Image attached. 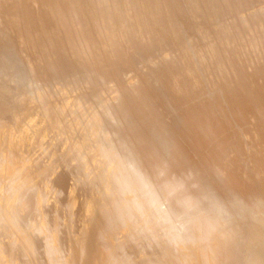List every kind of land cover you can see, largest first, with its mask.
<instances>
[{"label":"bare ground","instance_id":"bare-ground-1","mask_svg":"<svg viewBox=\"0 0 264 264\" xmlns=\"http://www.w3.org/2000/svg\"><path fill=\"white\" fill-rule=\"evenodd\" d=\"M209 34L216 43L203 44ZM0 79L18 91L13 107L0 103L9 114L0 115V187L30 186L0 214L14 236L45 243L47 264H124L118 241L140 199L169 240L160 264H264V0H0ZM32 104L46 124L33 145L55 128L71 139L64 162H78L74 180L103 166L102 189L88 181L64 217L44 207L52 182L21 169L27 123L39 117L25 110ZM186 185L215 202L186 217L200 204L176 197Z\"/></svg>","mask_w":264,"mask_h":264},{"label":"rangeland","instance_id":"rangeland-1","mask_svg":"<svg viewBox=\"0 0 264 264\" xmlns=\"http://www.w3.org/2000/svg\"><path fill=\"white\" fill-rule=\"evenodd\" d=\"M209 35L211 36V38L208 35H206V37H203V38L201 37L203 44H205L206 41H207L206 45H209L208 43L210 44L216 43V41L212 37L213 35L212 34H209ZM194 37L197 38V36H194ZM196 38L194 40H196ZM157 62L159 63L160 61L157 60ZM184 65L185 64L183 62L182 70L184 72L189 73L192 71V68L190 69L191 66H189L188 63H186L187 65V66L185 65L186 67ZM128 76L129 77L131 76V78L133 77V75L129 73H128ZM5 82L7 81H4V80L2 81L0 79V103L4 104L7 107H13L16 102L15 98H17L18 96L16 84L14 85V83L12 82L10 83L9 82L5 83ZM37 86L35 84L29 85L27 87L28 89L26 88L25 93L27 94L36 93L38 91ZM9 87L12 89H9ZM5 91H7V93L9 91L8 93L9 95L11 94V92L12 94L9 96L7 93H5ZM214 92H215L214 89L207 90L206 91L207 94L203 93V96L206 95L204 96V98H206L207 96L208 98H210L214 94ZM30 106L32 107V109L31 107L30 108L28 107V109L25 108V110H29L32 112V114L37 115L39 117L37 118V120H31L27 123L31 128H33V131L28 130V133L26 135L27 143H25L22 146L21 151H22L23 156L27 158L28 162L25 164L26 166L24 165L22 168H21V165H18V164H16L15 167L17 170L22 169L24 173L30 174L31 177L33 176L37 184H39L40 186H43L47 181L52 182L54 187L51 189V191L48 190L49 197L44 207L46 210L49 211L54 206H56L57 211L60 214V216L64 217L69 212L70 208L66 207V205L69 202L73 201V199L75 198L80 199L82 201L89 194L88 185H87L88 181L95 188L99 190L102 189L103 187L102 185L104 184L105 178L102 175H100L99 172L103 170V166L102 164L97 162L95 166L87 169L89 173V175L86 177L87 180L85 179L78 180V181L74 180L76 178L75 171L79 169L78 162L74 160L75 158L73 154H70L69 156L66 157L67 158L66 164L64 162L65 153L67 152L68 145L71 143L70 142L71 139L67 137L68 136L67 134L58 135L57 129L50 128V129H47L46 136L44 140L42 141V143L39 145H33L32 143L33 133L40 131V130H45L46 124L42 121L41 109L35 106V104H32ZM0 115L3 119H5L8 117L9 114L5 111H2ZM9 127L10 126H8V130L11 131L12 129ZM57 136L58 137L60 136L61 138L60 137L58 138ZM84 137H85L84 134H78L77 136H74L73 138L76 140V141L74 140L75 142L79 143L81 140H83ZM8 148H9V144L8 142H5L2 145L3 151L7 152ZM3 162H5L4 159H1L0 161V181L1 182L5 178V175H4L5 174V168H4L5 163ZM97 169H99L100 171L98 172ZM27 170L29 171L27 172ZM262 178L263 176L261 177V179ZM29 189H30V186H25V187L19 186L15 191H7V190L4 191L0 187V209L2 207H11L10 211L13 213L14 208L12 207H15V204H14L15 201L23 200L26 194L30 192ZM72 190L75 192L74 194L71 193ZM176 197L194 198L200 202L197 208L187 210L186 215H185L186 217H187V214H188V217H194L201 208L208 207L213 202H215L214 201L215 199L211 196L210 193H207L203 190H200L194 186H189V185L182 186L180 191L176 193ZM257 198L263 199L264 194H261V193L258 194ZM218 199H219V202L226 200L222 192H220V196ZM236 202L233 203V207H235L237 210H242L241 203L239 201H236ZM75 205H74L75 208L72 207L71 209L72 214H73V226H75L76 229L78 228L80 229L82 219L85 216V212L84 210H82L81 205L79 204H75ZM5 219L6 218L3 219L0 214V249H1V254L4 257L5 263L14 264L18 262V264L19 263L26 264V260H25L26 259L25 256H26L27 258H29V262L31 264H42V263L47 264L48 255L46 254L45 243H43L41 239L35 238V237L29 238V241H24V239L22 240V238L20 239V237L14 236L13 234L14 229L12 228V226H10L11 224L9 222V219H6V220ZM187 219H190V218H185L184 220H187ZM154 224H155L154 215L152 211L150 210V207H148L144 199H140L139 208L132 207V210H131V222H130L131 230L122 232L120 234L119 241H118L119 244L123 245L126 249L125 252L128 258L127 260L122 261L124 264H160L161 260L163 259V257L166 255V253L169 250V244H168L169 240L167 237H164V229L162 228V226L158 224L157 225L156 224L154 225ZM219 226L221 225L219 224ZM62 236H64L63 237L64 240L63 238L62 240L64 242H68L69 238L66 235V230L64 227L62 230ZM13 241H14V244H13ZM27 243L31 245V248L28 247ZM255 245L259 246L260 242H256ZM180 247L184 251L186 250V247L184 244H180Z\"/></svg>","mask_w":264,"mask_h":264}]
</instances>
